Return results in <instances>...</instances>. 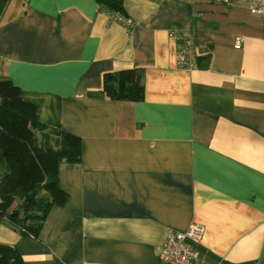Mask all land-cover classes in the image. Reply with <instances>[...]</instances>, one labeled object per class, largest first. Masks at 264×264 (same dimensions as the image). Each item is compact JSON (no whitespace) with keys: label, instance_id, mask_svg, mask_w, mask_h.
Segmentation results:
<instances>
[{"label":"crops","instance_id":"obj_1","mask_svg":"<svg viewBox=\"0 0 264 264\" xmlns=\"http://www.w3.org/2000/svg\"><path fill=\"white\" fill-rule=\"evenodd\" d=\"M123 5L129 27L95 0H10L0 16V78L81 139L80 160L58 166L66 203L37 237L2 222L0 243L24 264H162L165 238L196 222L205 264H264V15ZM185 31L196 67L178 65ZM133 67L142 100L100 95L104 73Z\"/></svg>","mask_w":264,"mask_h":264},{"label":"trees","instance_id":"obj_2","mask_svg":"<svg viewBox=\"0 0 264 264\" xmlns=\"http://www.w3.org/2000/svg\"><path fill=\"white\" fill-rule=\"evenodd\" d=\"M9 1L0 0V16ZM95 1L101 10L126 16L123 0ZM142 75L136 67L106 72L100 95L142 100ZM80 158V137L38 122L35 105L11 80L0 78V224L6 221L21 235L37 237L49 210L68 198L57 182L59 163ZM0 264L24 263L15 246L0 243Z\"/></svg>","mask_w":264,"mask_h":264},{"label":"built area","instance_id":"obj_3","mask_svg":"<svg viewBox=\"0 0 264 264\" xmlns=\"http://www.w3.org/2000/svg\"><path fill=\"white\" fill-rule=\"evenodd\" d=\"M189 2L203 1L207 3L235 6L246 3L247 9L252 14L264 15V0H183ZM114 18L129 27L132 24L130 18L115 12ZM243 37L237 35L234 38V47L239 48ZM178 65L181 67H196V63L190 58L192 40L188 31L179 34L178 38ZM203 234V226L193 222L183 232H174L168 235L160 248V260L162 264H205L197 255L196 246L200 244Z\"/></svg>","mask_w":264,"mask_h":264}]
</instances>
